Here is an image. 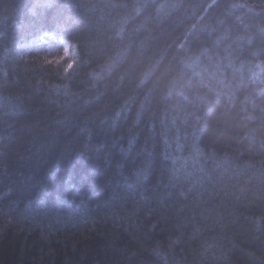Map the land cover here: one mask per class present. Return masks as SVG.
Returning a JSON list of instances; mask_svg holds the SVG:
<instances>
[{
    "label": "trees",
    "instance_id": "trees-1",
    "mask_svg": "<svg viewBox=\"0 0 264 264\" xmlns=\"http://www.w3.org/2000/svg\"><path fill=\"white\" fill-rule=\"evenodd\" d=\"M0 264H264V0H0Z\"/></svg>",
    "mask_w": 264,
    "mask_h": 264
},
{
    "label": "rangeland",
    "instance_id": "rangeland-1",
    "mask_svg": "<svg viewBox=\"0 0 264 264\" xmlns=\"http://www.w3.org/2000/svg\"><path fill=\"white\" fill-rule=\"evenodd\" d=\"M47 36H50V34H42V36H40L39 38H37V40L35 41V43H41V42H44L45 41V38ZM62 44H64V47H63V54L65 56H69L72 54V50L70 48V44H67L66 42L62 41Z\"/></svg>",
    "mask_w": 264,
    "mask_h": 264
},
{
    "label": "snow or ice",
    "instance_id": "snow-or-ice-1",
    "mask_svg": "<svg viewBox=\"0 0 264 264\" xmlns=\"http://www.w3.org/2000/svg\"><path fill=\"white\" fill-rule=\"evenodd\" d=\"M49 63H51V62H49ZM68 67H69V68H71V67H72V65H69Z\"/></svg>",
    "mask_w": 264,
    "mask_h": 264
}]
</instances>
